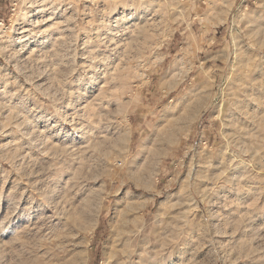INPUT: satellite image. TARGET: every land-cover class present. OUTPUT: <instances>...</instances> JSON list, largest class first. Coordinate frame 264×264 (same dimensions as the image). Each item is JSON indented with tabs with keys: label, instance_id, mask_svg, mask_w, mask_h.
Instances as JSON below:
<instances>
[{
	"label": "rangeland",
	"instance_id": "obj_1",
	"mask_svg": "<svg viewBox=\"0 0 264 264\" xmlns=\"http://www.w3.org/2000/svg\"><path fill=\"white\" fill-rule=\"evenodd\" d=\"M0 264H264V0H0Z\"/></svg>",
	"mask_w": 264,
	"mask_h": 264
},
{
	"label": "bare ground",
	"instance_id": "obj_2",
	"mask_svg": "<svg viewBox=\"0 0 264 264\" xmlns=\"http://www.w3.org/2000/svg\"><path fill=\"white\" fill-rule=\"evenodd\" d=\"M125 240V239H124ZM127 244V243H126ZM124 252V251H123Z\"/></svg>",
	"mask_w": 264,
	"mask_h": 264
}]
</instances>
